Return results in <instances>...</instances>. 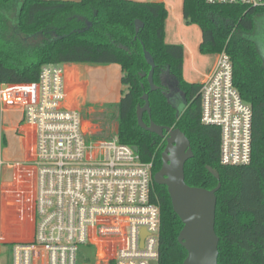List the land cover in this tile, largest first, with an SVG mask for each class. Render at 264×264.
Wrapping results in <instances>:
<instances>
[{
    "label": "trees",
    "instance_id": "obj_1",
    "mask_svg": "<svg viewBox=\"0 0 264 264\" xmlns=\"http://www.w3.org/2000/svg\"><path fill=\"white\" fill-rule=\"evenodd\" d=\"M167 16L159 1L0 0V83H35L47 65H119L125 90L106 109L114 112L118 142L136 147L142 162L154 164L152 200L161 209L160 264H183L187 251L178 241L183 223L167 187L155 181L167 141L138 125L137 108L145 105V94L151 115L145 113L144 122L180 129L190 141L194 156L185 165L186 184L212 190L221 183L215 224L218 264H264V56L253 37L264 6L183 1L185 23L202 33L200 53L230 56L235 87L253 110V157L247 166L221 164V130L201 122L202 84L184 79L183 46L165 42ZM144 49L155 61L156 91L149 85L151 67ZM105 135L103 131L92 139ZM208 166L219 172V181Z\"/></svg>",
    "mask_w": 264,
    "mask_h": 264
},
{
    "label": "built area",
    "instance_id": "obj_2",
    "mask_svg": "<svg viewBox=\"0 0 264 264\" xmlns=\"http://www.w3.org/2000/svg\"><path fill=\"white\" fill-rule=\"evenodd\" d=\"M205 2L264 6V0ZM66 75L65 64L47 65L35 83H0V254L6 242L2 213L8 193L17 210L34 213L36 223L32 241L13 243L8 264H79L82 247L104 240L111 248L101 264H160L154 164L142 162L135 147L116 138L92 139L81 113L65 107ZM201 102V122L221 130V164L249 165L253 110L235 87L226 52L217 55L213 72L202 83ZM8 111L22 114L35 141L31 163L10 164L18 185L5 191L1 171Z\"/></svg>",
    "mask_w": 264,
    "mask_h": 264
},
{
    "label": "crops",
    "instance_id": "obj_3",
    "mask_svg": "<svg viewBox=\"0 0 264 264\" xmlns=\"http://www.w3.org/2000/svg\"><path fill=\"white\" fill-rule=\"evenodd\" d=\"M78 1V0H71ZM139 2L159 1L165 4L168 16L165 22V42L167 44H179L184 48L183 77L189 83L202 84L213 72L217 55H202L200 44L202 33L198 26L185 23L183 16L184 0H134ZM66 83L67 86L73 82H80L79 73L84 76L99 75L107 77L105 85L110 89L106 98L102 100L104 104H116L121 99L119 89L121 85V67L112 65H86L67 64ZM73 73H75L72 77ZM70 87V86H69ZM7 156H12L11 152L16 150L20 156L19 161L12 163H31L35 134L33 129L22 124V114L18 111H8L5 115V139ZM7 157V158H8ZM9 159V158H8ZM14 159V158H10ZM18 183L13 182V171L7 179L3 181L5 191L13 189ZM12 196L7 193L6 200H3L2 230L5 237V244L2 253L9 257L11 247L16 242H30L35 235L34 213L30 211H20L13 204ZM111 243L104 240L95 245L82 247L79 255V264H101L100 260L110 254Z\"/></svg>",
    "mask_w": 264,
    "mask_h": 264
},
{
    "label": "water",
    "instance_id": "obj_4",
    "mask_svg": "<svg viewBox=\"0 0 264 264\" xmlns=\"http://www.w3.org/2000/svg\"><path fill=\"white\" fill-rule=\"evenodd\" d=\"M140 28L143 23L137 21ZM145 58L151 70L148 76L151 91L159 89L154 83L155 61L151 54L144 49ZM145 105L138 106V125L167 141L162 154V168L155 176L157 184L166 186L170 195L174 212L183 223V229L178 237L179 243L187 251L183 264H218L219 242L216 233L217 192L221 183L212 190L190 187L185 181V165L194 154L190 141L180 129L156 125L153 121L147 125L144 114L151 115L149 95L143 96ZM135 151L138 149L135 147ZM208 171L219 181L220 174L216 169L207 167ZM145 231L143 232V239Z\"/></svg>",
    "mask_w": 264,
    "mask_h": 264
},
{
    "label": "rangeland",
    "instance_id": "obj_5",
    "mask_svg": "<svg viewBox=\"0 0 264 264\" xmlns=\"http://www.w3.org/2000/svg\"><path fill=\"white\" fill-rule=\"evenodd\" d=\"M254 40L257 42L261 53L264 56V16L258 17L256 30L254 33ZM75 78V73L72 77ZM80 82H73L67 86V99L65 101V107L67 109H74L81 113L83 116L84 127L89 132L90 136L101 135L103 131L106 133V138L114 139L113 136L116 122L113 119V110L106 109L109 104H104V100L110 87L105 85L107 77H100L99 75H92V77L84 76L79 73ZM70 86V87H69ZM120 88L125 90L123 86ZM122 92L119 89V96ZM180 106V105H179ZM182 107V105L180 106ZM101 139V140H105ZM6 145L2 149V158L4 165L1 171V181H4L12 173L10 164L14 161H19L20 156L16 154V150L11 152L12 156H7ZM9 159H8V158ZM14 158V159H10ZM8 256L3 253L0 254V264H8Z\"/></svg>",
    "mask_w": 264,
    "mask_h": 264
}]
</instances>
